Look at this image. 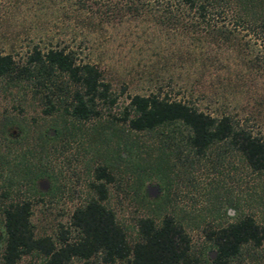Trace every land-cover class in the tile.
I'll use <instances>...</instances> for the list:
<instances>
[{"label": "rangeland", "instance_id": "rangeland-1", "mask_svg": "<svg viewBox=\"0 0 264 264\" xmlns=\"http://www.w3.org/2000/svg\"><path fill=\"white\" fill-rule=\"evenodd\" d=\"M32 46L68 47L77 59L96 64L115 101L102 106L96 118L63 120L47 113L45 98L31 81L16 86L0 79V257L2 209L26 196L22 188L6 190L12 159L26 144L34 146V160L46 168L35 180L41 194L29 198L35 236L55 238L61 228L71 237L76 235L69 226L70 214L93 196L91 184L99 165H106L113 176L104 183L102 203L112 211L128 242L137 239L138 219L151 217L158 223L163 215H170L184 229L190 254L213 257L205 238L212 226L244 215L264 225L259 181L236 152L227 151L218 162L191 160L184 149L178 159L171 157L172 170L164 179L156 172V148L180 143L185 129L177 124L137 132L128 130L120 119L129 96L159 88L161 95L192 101L205 111L225 109L236 118L247 113L254 118L251 124L263 130L264 111L254 106L264 82L243 70L234 51L214 43L193 51L189 38L143 18L89 21L61 0H0V53L21 61ZM232 263L264 264V241L257 248L245 247ZM15 264H41V257L22 255ZM69 264L126 262L104 263L94 255L86 262L73 259Z\"/></svg>", "mask_w": 264, "mask_h": 264}, {"label": "trees", "instance_id": "trees-1", "mask_svg": "<svg viewBox=\"0 0 264 264\" xmlns=\"http://www.w3.org/2000/svg\"><path fill=\"white\" fill-rule=\"evenodd\" d=\"M83 19L99 21L130 16L167 26L189 38L192 50L214 43L235 52L240 66L253 80L264 82V0H61ZM244 71L239 77L243 78ZM0 79L20 86L30 82L43 94L47 113L65 120L85 121L99 116L102 106L112 105L109 91L96 64L77 59L68 47L32 46L21 61L10 53H0ZM159 88L146 94H132L120 118L131 131L152 132L168 125H181L185 134L180 143L161 145L154 157L156 172L164 179L172 170V156L184 149L192 159L221 160L227 151L236 152L245 169L259 181L258 199H264V129L251 119L236 118L225 109L209 112L194 102L161 95ZM255 108L264 111V87L257 93ZM250 123V124H249ZM59 133L61 129L55 126ZM42 143V141H41ZM34 146L19 147L12 159L6 190L21 188L24 198L9 202L2 209L4 232L0 264H15L22 255H37L41 264L86 262L99 255L104 263L123 260L126 264H233L245 247L257 248L264 241V225L251 215L212 226L205 233L214 256L189 252V240L182 226L170 215L158 223L151 217L137 220V239L128 242L102 201L104 183L113 176L106 165L94 171L93 196L70 214L69 226L55 238L35 236L30 221V197L41 194L35 180L45 174V166L33 156ZM211 156V159H210ZM6 191V192H7ZM8 194V192H7Z\"/></svg>", "mask_w": 264, "mask_h": 264}, {"label": "water", "instance_id": "water-1", "mask_svg": "<svg viewBox=\"0 0 264 264\" xmlns=\"http://www.w3.org/2000/svg\"><path fill=\"white\" fill-rule=\"evenodd\" d=\"M42 185H43V187H44L45 183L43 182ZM210 255L213 256V253H211Z\"/></svg>", "mask_w": 264, "mask_h": 264}]
</instances>
